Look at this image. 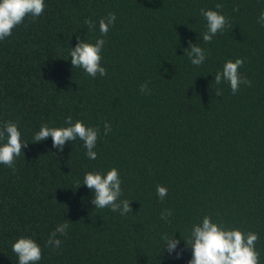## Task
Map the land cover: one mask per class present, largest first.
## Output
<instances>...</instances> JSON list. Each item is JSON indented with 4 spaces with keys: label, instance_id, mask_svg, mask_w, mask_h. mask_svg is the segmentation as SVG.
<instances>
[{
    "label": "trees",
    "instance_id": "obj_1",
    "mask_svg": "<svg viewBox=\"0 0 264 264\" xmlns=\"http://www.w3.org/2000/svg\"><path fill=\"white\" fill-rule=\"evenodd\" d=\"M229 24L204 43L201 9H215ZM43 15L30 17L0 40V127L18 122L29 142L15 172L0 164V264H18L12 243L32 237L42 249L37 264H187L162 253L163 234L180 239L204 215L259 234L264 264V0H44ZM238 8L239 11H233ZM116 15L101 53L107 76L72 68L77 36L94 43L98 20ZM91 19L95 31L84 23ZM207 52L192 65L187 48ZM244 59L233 94L215 73L226 60ZM147 91L141 92V85ZM221 95H216V90ZM99 127L95 160L82 142L57 153L51 137L31 143L41 124L62 127L66 117ZM111 131L104 135V123ZM55 154V155H54ZM118 169L121 216L94 208L84 185L87 171ZM167 188L160 200L156 186ZM170 209L168 221L161 212ZM59 249L46 244L58 224Z\"/></svg>",
    "mask_w": 264,
    "mask_h": 264
},
{
    "label": "clouds",
    "instance_id": "obj_2",
    "mask_svg": "<svg viewBox=\"0 0 264 264\" xmlns=\"http://www.w3.org/2000/svg\"><path fill=\"white\" fill-rule=\"evenodd\" d=\"M223 5L217 3L216 10L201 9V15L206 21V31L202 33L204 43H211L217 33H222L229 20L219 10ZM45 8L44 0H0V40L12 35V31L18 25L30 17L34 22L37 17L43 15ZM233 11H239L238 8ZM116 15L109 12L107 16L98 20L100 37L94 43L86 42L77 36V43L70 47L72 68H81L92 78L97 74L101 77L107 76V70L101 65V53L104 49L110 27L114 26ZM264 26V11L260 13L257 20ZM84 23L89 31H95L96 24L91 19H86ZM187 50L188 58L192 65L201 66L206 60L207 52L196 43H189ZM245 61L236 58L235 61L226 60L222 70L215 73L214 81L217 85L227 82L231 92L237 93L240 85L251 86L252 82L242 76L240 69ZM141 92L147 91V84L141 85ZM216 95H221V90L217 88ZM62 127H50L48 124H41L39 131L35 132L31 143H38L51 137L52 147L57 153L63 151L66 143L79 140L85 149L88 159L95 160L97 153L94 149L99 138V127L86 125L82 120H75L68 116L64 120ZM111 131V124L104 123V135ZM29 142L22 140L18 122L4 121L0 127V164L12 169L15 172L16 158L20 157L23 149ZM55 155V154H54ZM122 180L117 168L108 170L87 171L83 175V182L77 184L86 186L93 194L91 203L94 208H109L112 212H119L121 216L132 212L130 200L121 199L123 189ZM167 188L161 185L156 186V194L160 200L167 195ZM172 215L170 209L161 212V219L168 221ZM170 223V221H168ZM70 224L66 221L58 224L50 234L46 244L54 249H59L61 240L56 238L57 233L62 236L67 235ZM163 252L169 256L175 253V258H181L185 248L191 249V259L187 264H260V252L257 250L259 234L250 230H241L239 227L226 226L224 222L213 220L211 215H204L202 219L192 225L187 239L184 241V248H180V239H175L174 234L168 236L163 234ZM13 253L18 258V264H37L42 259V249L39 243L32 237L21 236L11 245Z\"/></svg>",
    "mask_w": 264,
    "mask_h": 264
}]
</instances>
